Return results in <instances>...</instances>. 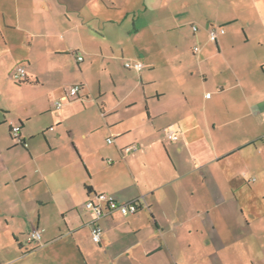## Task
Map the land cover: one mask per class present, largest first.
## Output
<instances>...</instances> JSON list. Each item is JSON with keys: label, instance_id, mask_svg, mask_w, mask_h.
Returning <instances> with one entry per match:
<instances>
[{"label": "crops", "instance_id": "0c3cea01", "mask_svg": "<svg viewBox=\"0 0 264 264\" xmlns=\"http://www.w3.org/2000/svg\"><path fill=\"white\" fill-rule=\"evenodd\" d=\"M195 4L0 0V264H264V61L228 11L211 41ZM102 192L139 208L101 218L95 247L85 201Z\"/></svg>", "mask_w": 264, "mask_h": 264}, {"label": "rangeland", "instance_id": "374dc122", "mask_svg": "<svg viewBox=\"0 0 264 264\" xmlns=\"http://www.w3.org/2000/svg\"><path fill=\"white\" fill-rule=\"evenodd\" d=\"M196 4L194 9L197 11L200 17H204L207 19L208 23L213 24L212 26L217 25L214 21L216 15L227 12L231 14H235L238 17V25L244 26L245 33L241 30V36L243 39L248 38V47L252 51V53L256 56L258 53L262 54L264 61V0H193ZM222 17V16H221ZM197 24L198 21H195ZM246 34V36H245ZM11 77V76H10ZM11 82L16 83L14 79L11 77ZM11 84H8L6 87L4 86V99L15 108L16 104L20 100L19 89H15ZM17 91L18 94L12 95V92ZM14 111V110H13ZM70 123L74 126L76 123ZM3 127H0V131H3ZM260 137L264 136V125H260V127L256 130ZM77 138V142L88 141L82 140L79 135L80 132L75 133ZM110 135H102L97 130L92 132L90 135V140L96 146L103 147L104 144L108 145L106 142V137ZM13 141V140H12ZM260 155L264 153V146L262 143H259ZM6 155H12L11 152H7ZM1 169V165H0ZM260 183L264 184V177H260ZM2 186V182L0 180V187ZM91 243L96 247V243Z\"/></svg>", "mask_w": 264, "mask_h": 264}, {"label": "built area", "instance_id": "2783aa9c", "mask_svg": "<svg viewBox=\"0 0 264 264\" xmlns=\"http://www.w3.org/2000/svg\"><path fill=\"white\" fill-rule=\"evenodd\" d=\"M193 29H196V26L193 25ZM224 29H210L209 30V39L211 41H217L219 33H223ZM78 60L82 59L81 56L77 57ZM124 67L129 69L140 70L143 67L141 61H125ZM12 78L15 81H23L26 78V66L25 64H17L12 72ZM81 90L80 84H72L67 86L64 89L62 98L56 101V106L60 107L62 101H70L75 99ZM20 126L13 125L11 127V136L16 141V143L21 142L19 136ZM166 136L171 140H176L178 138L177 134L171 128H166ZM108 143L112 142L111 138L107 139ZM136 150L135 145H130L125 147V150ZM110 162V161H109ZM85 207L92 212V217L89 220L88 224L90 226V239L92 242L98 244L102 239L103 227L100 224V219L106 215L112 213L113 211H118L123 215L133 214L138 209V203L136 199L129 201H118L114 196L107 193H96L93 197L85 201ZM41 238V233L38 229H33L27 235V241L31 242L34 240H39Z\"/></svg>", "mask_w": 264, "mask_h": 264}, {"label": "trees", "instance_id": "16d2710c", "mask_svg": "<svg viewBox=\"0 0 264 264\" xmlns=\"http://www.w3.org/2000/svg\"><path fill=\"white\" fill-rule=\"evenodd\" d=\"M213 28H214V29H217V30H218L219 28L224 29L222 26H217V27H213ZM211 29H212V28H211ZM215 42H216V41H215ZM123 64H124V63H123ZM125 68H126V67H125ZM25 79H26V78H25ZM25 79H24L23 81H16V83H17V84H21V83L27 82ZM14 81H15V80H14ZM136 200H137L138 208H139V200H138V199H136ZM137 210H138V209H137ZM29 233H30V232H29ZM29 233H28V234H29ZM28 234H27V235H28ZM27 242H28V241H27ZM31 242H32V241H31ZM98 244H99V243H98Z\"/></svg>", "mask_w": 264, "mask_h": 264}]
</instances>
